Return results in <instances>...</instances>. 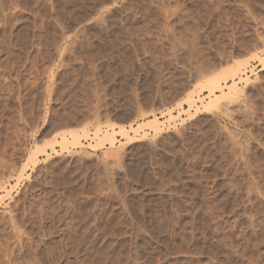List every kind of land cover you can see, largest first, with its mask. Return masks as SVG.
<instances>
[{
  "label": "rangeland",
  "instance_id": "374dc122",
  "mask_svg": "<svg viewBox=\"0 0 264 264\" xmlns=\"http://www.w3.org/2000/svg\"><path fill=\"white\" fill-rule=\"evenodd\" d=\"M90 1L0 0V264H264V0Z\"/></svg>",
  "mask_w": 264,
  "mask_h": 264
},
{
  "label": "bare ground",
  "instance_id": "6f19581e",
  "mask_svg": "<svg viewBox=\"0 0 264 264\" xmlns=\"http://www.w3.org/2000/svg\"><path fill=\"white\" fill-rule=\"evenodd\" d=\"M89 1L90 0H88V2ZM254 59H256L257 62H258V64H259L258 65L259 68H260L259 71L260 72L261 71H264V51H263V54L262 55H259L258 54V55H256L254 57ZM248 64L249 63L246 62V63L239 64V66L237 65V67L235 69H232L231 71L229 70L230 72L226 76H224V77H219V78L218 77H215V78L208 79L203 84V88H205V89L208 90V94L204 98L202 97V98H199V100H198V99H196L195 92H193V90L191 92H188L187 98H186V100L184 102L188 106V108H184L183 107L182 113H186L189 116H191V115L194 116V113L195 112L198 113L201 110L210 112L211 110H213L215 108H219L222 104L223 105L224 104L226 105V104L234 103L236 101L238 102L240 96L243 94L242 93L243 91L241 92L242 89L240 88L239 84L240 83H244L245 86H247L250 83L249 76L248 77L247 76L246 77H241L242 75H245V70L248 68ZM221 81H223V82H221ZM217 92H219V93H217ZM198 96H200V95H198ZM206 99H207V101H205ZM199 101L201 102L202 105L197 104ZM239 103H240V101H239ZM179 106L181 107V104H179ZM192 112H194V113L192 114ZM164 114H162L160 117H162ZM179 114H181V112ZM166 115L169 116L168 117L169 119L167 118L165 120V121L168 120L167 121L168 123L171 122V121H173V120H175V119H177V115L176 116L173 115V109L170 110V111L167 110ZM165 123L166 122H162L160 120V118L154 117V118H151V119H148V120L144 121L143 123H140L137 127L136 126H133V125H130L128 127H122L121 126L120 131L119 130L118 131L115 130V131L112 132V131H107L106 130L107 131L106 132L104 130L106 133L105 132L102 133L101 130L98 129V130L95 131L96 133L94 135V138L93 137L91 138V139H93V141L95 140V142H96V145L95 144H92V146L96 148V147H99L100 145L103 146V145H105V143H108L110 146L114 147L115 144H116V141H117L116 138H115V135L117 133L118 134H121L122 140H126V142H129V143L134 139V137L131 135V133H133L135 136H137V135L141 134L142 132H144L145 133V136H146L147 135L146 130H148V131L153 132L155 134V136H156V135H158V134H160V133L163 132V126H165ZM66 132L67 131L61 133L60 134L61 135V138L57 141L62 148H65L68 145L82 146L83 143L81 142V137H83V138H88L89 137V133H87V132H84V133H78V132H73V131H69L68 133H66ZM68 134L71 136V138H69L70 136L68 137ZM137 139H138V137H137ZM36 149L33 150L34 152H32V153L30 152L31 153L30 154L31 156H30L29 159L31 160V162H36V158L38 157L39 154L46 153V150L45 149L44 150H42L41 148H36ZM12 187H14V185ZM0 189H4L5 190L6 189V185L0 186ZM8 194H9V191H8ZM2 199H3V197H0V203L2 202ZM137 200H139V199H137Z\"/></svg>",
  "mask_w": 264,
  "mask_h": 264
}]
</instances>
